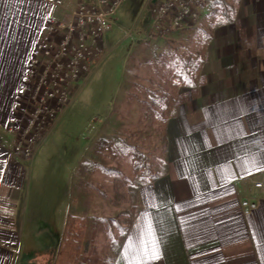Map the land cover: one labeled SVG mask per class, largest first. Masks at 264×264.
I'll return each mask as SVG.
<instances>
[{
    "label": "crops",
    "instance_id": "obj_1",
    "mask_svg": "<svg viewBox=\"0 0 264 264\" xmlns=\"http://www.w3.org/2000/svg\"><path fill=\"white\" fill-rule=\"evenodd\" d=\"M51 1L0 0V264H18L25 231V264L54 258L70 176L108 114L86 117L79 93L29 168L10 154L32 50L59 14ZM234 8V22L210 33L202 84L178 91L187 97L166 123V172L138 189L112 264H264V193L247 183L264 175V0Z\"/></svg>",
    "mask_w": 264,
    "mask_h": 264
},
{
    "label": "trees",
    "instance_id": "obj_2",
    "mask_svg": "<svg viewBox=\"0 0 264 264\" xmlns=\"http://www.w3.org/2000/svg\"><path fill=\"white\" fill-rule=\"evenodd\" d=\"M236 1L209 0L206 18L213 16L214 19L208 22L206 28L197 30V34H189V29L181 30L178 34L165 37L162 40V46L155 45L144 52L132 49L129 53L112 108L102 120L70 176L68 212L52 264L113 263L137 213L138 189L155 181L166 172L164 160L166 123L175 114L176 106L187 97L179 94L178 89L187 87L194 92L202 84L201 67L206 60L205 48L210 39V33L219 25L234 22V2ZM189 38L196 41L192 50L186 45ZM158 49H162L159 56ZM164 55L170 58L169 66L172 73L167 80L170 92H163L158 87L157 90L148 92L151 95L148 96L149 101L142 99L143 102H140L133 86L136 77L134 69L139 64L152 65V58L158 61L160 56ZM133 101L140 103L131 112L136 123L130 127L122 114V108L123 105H129ZM151 115L154 117V123L159 124V131L152 129L156 135L154 142L149 141L146 129L143 130L140 127L143 121L140 117L147 121ZM154 151L160 153L156 161L150 157V153ZM120 158L127 159L130 165V175L125 180L130 212L122 210L113 218L98 216L96 199L97 197L105 198V194L97 174L119 175V170L112 165V162ZM121 215H124V218L119 222L117 218ZM101 222L107 223L105 229L109 235V250L106 256L94 257L93 242ZM112 224L118 232L117 236L110 231Z\"/></svg>",
    "mask_w": 264,
    "mask_h": 264
},
{
    "label": "built area",
    "instance_id": "obj_3",
    "mask_svg": "<svg viewBox=\"0 0 264 264\" xmlns=\"http://www.w3.org/2000/svg\"><path fill=\"white\" fill-rule=\"evenodd\" d=\"M120 2L51 1L59 14L46 22L18 91L26 114L11 117L6 127L9 152L26 167L97 70L106 52L103 38L115 26L113 16ZM208 7L209 0H151L140 41L156 43L192 28ZM123 33L131 38L130 31ZM247 183L264 193V175L249 177Z\"/></svg>",
    "mask_w": 264,
    "mask_h": 264
},
{
    "label": "rangeland",
    "instance_id": "obj_4",
    "mask_svg": "<svg viewBox=\"0 0 264 264\" xmlns=\"http://www.w3.org/2000/svg\"><path fill=\"white\" fill-rule=\"evenodd\" d=\"M150 1L151 0H121L120 5L115 11L113 16L115 26L112 27L104 36V45L106 48L105 55L100 61L97 70L86 82L78 97L83 111L89 114L86 116L89 119L95 116L103 115L105 113V109L107 110L106 113L110 112L118 86L122 79L123 69L127 64H125V60L132 49H139L144 52L148 51V49L152 46L163 45L162 40L156 43L150 40L146 42L140 41L141 35L143 34L146 26L147 2L149 4ZM207 12L208 10L194 27L188 28L190 30L189 34H197L199 29L206 28L208 22L211 19H214L213 16V18H206ZM128 31L132 34L131 38H126L123 33ZM179 32L175 34H178ZM195 44L196 41L189 38L188 44L186 45L190 50H192L193 47H195ZM161 51L162 49H158V56L161 54ZM169 59L170 58L166 55L160 56L158 61H156L155 58H152V65L141 66L139 64L134 69L136 77L134 79L133 86L139 97L138 100H141L140 102H143L142 99L149 101L148 96L150 97L151 95L148 94V92L151 93L152 90H157L158 87H160L163 92H170V87L167 85L169 75L172 73L169 66ZM180 88H186L191 92V90L187 87ZM140 102L133 101L129 105H123L122 114L130 127L136 123L135 117H132L131 112L133 109L138 107ZM140 119L143 120L140 126L141 129H146L149 141L154 142L156 135L154 134L155 132L153 133L152 129L159 131V124L154 123L155 121L152 115L147 121H144L143 117H140ZM99 125L92 127L93 136L97 132ZM95 128L96 131L94 130ZM159 154L160 153L158 151H154L150 153V157L153 161H156L159 158ZM112 165L117 167L120 172L119 175L97 174V179L102 185V191L105 194V198L97 197L95 203L96 213L98 216H105L108 218L115 217V215L119 214L122 210H128L130 212L127 183L125 181L126 177L130 175L129 161H127V159L120 158L118 161L112 162ZM123 218L124 215H121L117 218V220L121 222ZM106 224L107 223L101 222V227L95 236L93 242L94 257L106 256L108 253L110 243L108 232L105 229ZM113 224L111 225L112 227L110 231L113 235L117 236L118 232ZM44 232L45 231L42 233ZM26 233L27 232L25 231L22 241L23 245L18 253V264H25V260L32 256V252H27L28 250L25 249L26 242L28 243L30 240V237H28ZM51 239L53 238L51 237ZM39 246L40 245H38L37 250H39ZM53 259H51L48 264H52Z\"/></svg>",
    "mask_w": 264,
    "mask_h": 264
}]
</instances>
